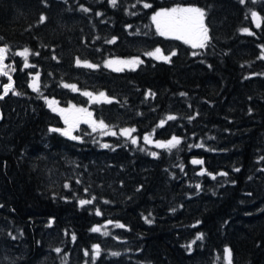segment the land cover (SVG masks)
Here are the masks:
<instances>
[{"label":"trees","instance_id":"16d2710c","mask_svg":"<svg viewBox=\"0 0 264 264\" xmlns=\"http://www.w3.org/2000/svg\"><path fill=\"white\" fill-rule=\"evenodd\" d=\"M143 2L0 0V47L8 46L20 93L0 99V264H227L225 247L231 264H264V22L256 28L250 16L255 10L264 18V0ZM174 4L205 11L204 49L156 33L152 13ZM245 27L254 34L239 31ZM25 47L34 68L13 55ZM156 47L176 55L170 62L144 55ZM131 56L143 63L104 67L108 58ZM78 57L99 67H78ZM36 72L39 92L29 87ZM7 82L0 76V94ZM84 91L105 92L112 102L89 103ZM41 95L88 108L117 135L85 123L74 129L80 140L50 132L65 124ZM122 127L136 130V145L119 134ZM148 133L181 143L159 149L145 144ZM93 245L100 247L95 261Z\"/></svg>","mask_w":264,"mask_h":264},{"label":"snow or ice","instance_id":"6c2138e0","mask_svg":"<svg viewBox=\"0 0 264 264\" xmlns=\"http://www.w3.org/2000/svg\"><path fill=\"white\" fill-rule=\"evenodd\" d=\"M143 2V0H138V3ZM254 2V0H253ZM109 3L115 7L117 5V0H109ZM239 3L241 5H244L246 3V0H239ZM82 10L87 12L89 9L83 8ZM135 7V5H133ZM143 7L145 9L151 8L152 5L147 2H143ZM130 15H136L135 12L128 13ZM97 15H100V13H97ZM205 11L199 7L196 6H182V5H176L171 8H161L156 11H154L150 17L152 24L155 26V31L159 36L176 39L182 41L184 44L189 45L192 49H204L208 43L210 42V36H209V29L205 24ZM250 16L252 18V22L255 25L256 28H260L262 25V22H264V18L260 16V14L255 11H250ZM247 18V17H246ZM46 16L41 15L39 18V23H44L46 20ZM128 27H131L129 25ZM239 31L242 33H247L249 35H252V31L245 27L241 28ZM115 37L112 38V40L106 41L107 43H114ZM262 47V54L259 57L260 59H264V46ZM30 49L25 47L21 51H17L13 53L15 56H19L23 58V68H34L35 65H32L29 63V54ZM9 54L8 46L5 45L3 47H0V76L7 77V83H4L2 85L3 93L0 94V99H3L4 96L11 93L12 95H19L15 90L14 82L12 75L10 72H15L16 68L12 64H5L4 61L7 58ZM34 55H39V53H32ZM199 53L197 51H193L191 55L197 56ZM144 55L152 57L156 60H161L164 62H170V59L172 56L176 55V52L173 51L170 54H165L164 51L160 47H156L154 50L144 53ZM53 59H56L55 56H53ZM75 63L78 67H86L90 69H96L99 67L97 64L90 63L86 60H81L79 57L76 58ZM143 63V61L137 57H133L131 59H120V58H111L104 61V67L111 68L113 71H123L124 68H130L134 69L137 65ZM23 71V69H21ZM31 81L29 83V87L32 88L33 91L39 92L40 91V84H39V78L40 73L36 72L34 75L30 73ZM64 88H69L72 91H78L77 86L75 84H68V83H62L61 85ZM82 95L89 97V103H111L112 98L108 97L105 92H99L98 94H94L92 92L84 91ZM148 95H154L152 93H148ZM181 95H185L184 93H181ZM41 98L45 101L47 107L53 111L57 112L61 118L64 121V124L66 127L64 128H50V132H59L61 135L68 137L71 140H80L81 137L78 135H73L74 129H77L81 123L89 124L92 128V131L95 132L97 129L101 130V135H117L116 132L106 131L108 129V125L105 124L103 120H95L93 119V113L89 111L88 108L84 107H77L74 104H69L67 107H60L59 102L55 99H49L47 96L41 95ZM251 111V109H249ZM176 117L173 115H168L166 117V120H175ZM191 119V117L189 118ZM165 120L162 119L160 121V124L158 127H162L165 124ZM136 130L134 128H124L120 130V135L129 138L132 145L137 144V138L135 136H132L131 134L135 132ZM143 140L145 144H155L156 148L159 149H167L172 150L176 148L180 143L181 139L177 136H172L167 141H160V140H153L152 136L150 134H146L143 137ZM203 145H196V147H202ZM100 147L102 148H110L111 145L107 143L100 144ZM141 151H146V149L141 148ZM150 155L153 157L158 156L157 152H151ZM261 159H264V157H261ZM193 164H202V160L193 159ZM181 169H183V166L181 165ZM235 171H239V169H235ZM200 175L204 174V170L202 169ZM209 175H211L209 173ZM218 175L226 176V172L218 173ZM213 179H215V176H213ZM80 181H77L79 183ZM70 185L68 183L64 184V188H69ZM197 189L200 188V185H196ZM87 192V189H85ZM93 200H95V197H92V199H80L79 204L81 206L89 205L93 203ZM107 202V201H106ZM173 211H175L173 209ZM99 209L96 210V215H101ZM150 215V214H149ZM145 221L147 223H151L152 221L145 217ZM51 223V222H50ZM108 224H112V221H108ZM199 223V221L197 222ZM115 227L123 228L124 225L120 223H116L114 225ZM102 226H94L91 231L92 232H100ZM105 235H108L107 232L104 233ZM72 240L75 241L76 236L72 235ZM15 239V237H13ZM203 234H197L196 240H202ZM192 245L189 244L188 248L191 250ZM55 251L59 253L61 251L60 248H56ZM85 255H89L88 251H85ZM100 255V247L99 245H93L92 246V255L91 258L93 261L97 258V256ZM113 256H118L120 253L113 252L111 253ZM231 250L227 247L224 249V258L227 262V264H231Z\"/></svg>","mask_w":264,"mask_h":264},{"label":"rangeland","instance_id":"374dc122","mask_svg":"<svg viewBox=\"0 0 264 264\" xmlns=\"http://www.w3.org/2000/svg\"><path fill=\"white\" fill-rule=\"evenodd\" d=\"M176 5H178V4H174V5H171V6H168V7H160V8H157L156 10H158V9H161V8H171V7H174V6H176ZM180 5V4H179ZM190 4H182V6H189ZM191 6H195V5H191ZM196 7H198V6H196ZM200 8V7H199ZM155 10V11H156ZM21 50H23V49H21ZM20 50V51H21ZM154 50V49H153ZM166 54V53H165ZM167 55V54H166ZM133 57H137V56H131V57H111V58H120V59H131V58H133ZM111 58H108V59H111ZM141 60H142V58L141 57H139ZM4 63L7 65V64H11V63H9V62H7L6 61V59H5V61H4ZM7 78V77H6ZM0 86H1V83H0ZM77 106V105H76ZM77 107H81V106H77ZM64 127H66V125L64 126ZM63 127V128H64ZM124 128H130V127H122V128H120L119 129V131L121 130V129H124ZM131 129V128H130ZM113 131L112 129H106V131ZM148 134H150L151 135V133H148ZM73 135H75L74 134V131H73ZM132 136H135L136 138H137V135H134L133 133L131 134ZM146 135V134H145ZM145 135H143V137L145 136ZM152 136V135H151ZM152 139L155 141V140H160V141H167V140H169V139H159V138H153V136H152ZM152 145H155L154 143L152 144Z\"/></svg>","mask_w":264,"mask_h":264}]
</instances>
